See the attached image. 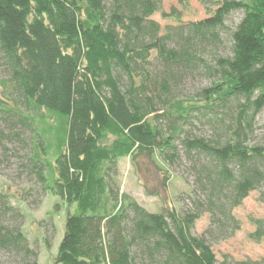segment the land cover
I'll list each match as a JSON object with an SVG mask.
<instances>
[{
	"label": "trees",
	"instance_id": "trees-1",
	"mask_svg": "<svg viewBox=\"0 0 264 264\" xmlns=\"http://www.w3.org/2000/svg\"><path fill=\"white\" fill-rule=\"evenodd\" d=\"M161 2L0 0V163L9 146L27 149L19 168L69 207L53 264H264L219 263L209 244L239 229L232 211L250 192L264 193V145L249 141L264 108V0H203L207 15L188 22ZM158 12L173 24L162 27ZM191 78L207 84L182 98ZM229 108L217 133L188 128ZM125 157L154 165L162 191L167 168L186 161L191 208L177 212L145 187L162 202L149 212L119 193ZM31 190L17 199L0 187V254L16 264H39L12 205ZM203 213L209 225L195 235ZM254 224L259 241L264 220Z\"/></svg>",
	"mask_w": 264,
	"mask_h": 264
},
{
	"label": "rangeland",
	"instance_id": "rangeland-1",
	"mask_svg": "<svg viewBox=\"0 0 264 264\" xmlns=\"http://www.w3.org/2000/svg\"><path fill=\"white\" fill-rule=\"evenodd\" d=\"M203 0H162L160 12L169 13L175 8L180 12L183 22L198 21L203 19L206 9L202 4ZM160 12L155 13L152 18L160 23L162 27L173 24L168 19H163ZM240 14L234 13L228 20V24L235 23ZM4 78L0 67V81ZM207 81L200 78L188 79L181 85L179 94L182 98H187L195 93V90L205 86ZM0 91L2 88L0 87ZM233 110V111H232ZM236 114V109H223L210 117L195 120L188 126L194 135L210 136L217 133L219 125L230 123V117ZM252 121V134L250 144L264 145V108L258 112ZM212 122V123H210ZM10 151L2 158L0 163V187L8 188L10 192L19 198L21 189L33 187L26 202L12 200V205L18 207L23 214L22 229L26 234L30 246L38 253L39 264H53L57 254L59 244L64 235V226L69 207L61 202L57 196L43 193L41 186L30 181L25 172L19 168V164L24 162L23 156L27 149L12 145ZM169 180L167 181L166 191L161 190V176L159 171L147 160H141L137 165H132L128 157L117 161V173L113 176L114 186L119 193H125L133 198L139 205L149 212H157L162 207V202L158 197L146 193L145 187L149 190L158 189L164 197V204L175 209L177 212H184L191 208L189 196L192 194L193 177L188 170L186 161L178 166L168 167ZM264 193L262 191H252L242 201L241 205L233 209L234 217L239 221L240 227L230 237L217 239L209 242L216 259L219 263L224 260H257L264 258V237L259 241H254L249 234L255 231L254 221L264 220ZM59 203L57 210L54 205ZM209 225V216L203 213L197 219L192 228V233L201 235ZM2 264H16L14 257L0 254Z\"/></svg>",
	"mask_w": 264,
	"mask_h": 264
}]
</instances>
